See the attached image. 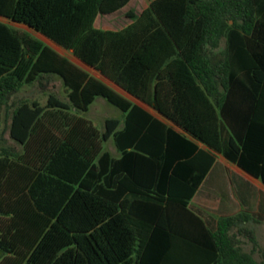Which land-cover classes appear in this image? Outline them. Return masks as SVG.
Instances as JSON below:
<instances>
[{
	"label": "trees",
	"instance_id": "trees-1",
	"mask_svg": "<svg viewBox=\"0 0 264 264\" xmlns=\"http://www.w3.org/2000/svg\"><path fill=\"white\" fill-rule=\"evenodd\" d=\"M132 0H0V17L44 34L172 120H160L42 39L0 20V264H264L246 212L212 230L190 208L216 153L264 182V0H153L119 29L95 25ZM67 101H14L52 76ZM97 97L124 114L99 131ZM46 114L58 117L39 134ZM111 137L122 152L113 158ZM203 144L204 147L199 144ZM247 239L262 255L243 249Z\"/></svg>",
	"mask_w": 264,
	"mask_h": 264
},
{
	"label": "crops",
	"instance_id": "crops-1",
	"mask_svg": "<svg viewBox=\"0 0 264 264\" xmlns=\"http://www.w3.org/2000/svg\"><path fill=\"white\" fill-rule=\"evenodd\" d=\"M79 60L82 62V64L75 61L74 62L90 72L92 75L109 84L133 103L152 113L160 120L172 125L178 131H184L180 126L168 119L152 106L125 90L123 87L118 85L107 76L103 75L94 67L88 65L81 59ZM78 114L81 115V113ZM114 117L123 119L124 114L121 111L118 116ZM107 118H105V120ZM93 125L95 126L94 123ZM108 142H111L110 149L107 147ZM199 145L204 147L201 143ZM103 146L104 149L106 148L105 150L110 152L113 158H121L122 152L117 147L113 137L105 142ZM215 153L216 161L210 168L197 193L190 201V208L199 216H201L205 220L208 227H210L212 230L217 228L219 217L232 216L239 212L249 213L252 215V217H254L255 220L244 222V225L253 230L259 247L264 249V182L261 178L252 175L237 163L228 159L225 155L218 152ZM243 249L245 251H252L256 260L260 261L262 259L261 253H259V251L253 247L252 243L247 239L243 240Z\"/></svg>",
	"mask_w": 264,
	"mask_h": 264
},
{
	"label": "rangeland",
	"instance_id": "rangeland-1",
	"mask_svg": "<svg viewBox=\"0 0 264 264\" xmlns=\"http://www.w3.org/2000/svg\"><path fill=\"white\" fill-rule=\"evenodd\" d=\"M152 0H132L131 3L122 11L106 16H99L96 21V26L99 28H107V29H119L126 26L131 22V19L128 17V13L133 12L135 14H140L151 2ZM1 21L6 22L19 30L20 32H28L43 41L47 44L51 45L53 48L57 49L60 53L68 56L72 61L77 63L82 62L69 50L63 48L62 46L55 43L53 40L45 36L44 34L32 29L26 24L15 22L12 20H7L4 18H0ZM92 71V70H91ZM50 93H54L57 97L62 99L63 101H67V93L68 89L63 84L62 79L54 75L52 76V85L46 91H43L37 83L33 85H26L21 91H19L14 96V101H19L20 99H29V100H37L41 105H46L48 101V96ZM70 114H77L78 116L83 115L88 121H90L93 125L97 127V129H104V121L107 117L118 116L121 113V110L109 103L103 97H97L96 100L89 106V110L86 113L78 114L73 112L72 110L68 111ZM11 122V112L2 116L0 121V151L2 147H7L9 145H13L17 147L20 151L23 150V147L16 143V141L11 137L9 131V125ZM44 125L41 126L39 130V134L45 131V127L50 123L59 124L60 120L56 117H51L46 114L45 118L41 121ZM107 147L111 148V142H108ZM106 149V148H105Z\"/></svg>",
	"mask_w": 264,
	"mask_h": 264
}]
</instances>
